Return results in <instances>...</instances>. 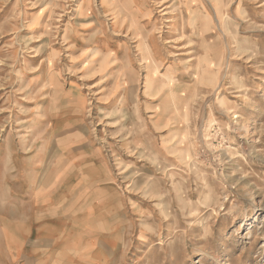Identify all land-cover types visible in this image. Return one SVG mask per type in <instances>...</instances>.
I'll use <instances>...</instances> for the list:
<instances>
[{"label": "rangeland", "instance_id": "rangeland-1", "mask_svg": "<svg viewBox=\"0 0 264 264\" xmlns=\"http://www.w3.org/2000/svg\"><path fill=\"white\" fill-rule=\"evenodd\" d=\"M0 264H264V0H0Z\"/></svg>", "mask_w": 264, "mask_h": 264}, {"label": "bare ground", "instance_id": "bare-ground-1", "mask_svg": "<svg viewBox=\"0 0 264 264\" xmlns=\"http://www.w3.org/2000/svg\"><path fill=\"white\" fill-rule=\"evenodd\" d=\"M164 14H165V13H164ZM148 51H149V50H148ZM147 83H148L147 85H150V84H151V82H149V81H148ZM156 165H158V164H155V166H156ZM31 182H32V181H31ZM31 186H32V185H31ZM30 189H32V187H31Z\"/></svg>", "mask_w": 264, "mask_h": 264}]
</instances>
